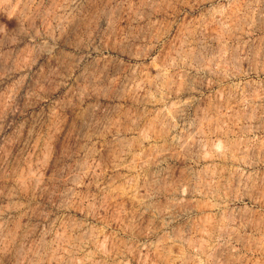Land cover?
I'll list each match as a JSON object with an SVG mask.
<instances>
[{
  "label": "rangeland",
  "instance_id": "obj_1",
  "mask_svg": "<svg viewBox=\"0 0 264 264\" xmlns=\"http://www.w3.org/2000/svg\"><path fill=\"white\" fill-rule=\"evenodd\" d=\"M0 264H264V0H0Z\"/></svg>",
  "mask_w": 264,
  "mask_h": 264
},
{
  "label": "bare ground",
  "instance_id": "obj_2",
  "mask_svg": "<svg viewBox=\"0 0 264 264\" xmlns=\"http://www.w3.org/2000/svg\"><path fill=\"white\" fill-rule=\"evenodd\" d=\"M23 180V179H22ZM93 209V208H92ZM5 246V245H4Z\"/></svg>",
  "mask_w": 264,
  "mask_h": 264
}]
</instances>
